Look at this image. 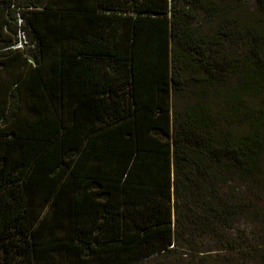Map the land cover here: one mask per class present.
I'll list each match as a JSON object with an SVG mask.
<instances>
[{
    "label": "trees",
    "instance_id": "16d2710c",
    "mask_svg": "<svg viewBox=\"0 0 264 264\" xmlns=\"http://www.w3.org/2000/svg\"><path fill=\"white\" fill-rule=\"evenodd\" d=\"M218 1L0 0V55L20 53L30 91L0 99V264H138L233 224L229 177L264 155L246 101L264 94V23ZM200 11L244 53H213Z\"/></svg>",
    "mask_w": 264,
    "mask_h": 264
},
{
    "label": "rangeland",
    "instance_id": "374dc122",
    "mask_svg": "<svg viewBox=\"0 0 264 264\" xmlns=\"http://www.w3.org/2000/svg\"><path fill=\"white\" fill-rule=\"evenodd\" d=\"M225 13H241L247 24L260 26L264 23V12L256 0L218 1ZM220 18H210L204 12L197 13L194 23L196 29L208 36L213 53L243 54V43L231 44L219 31ZM25 43L23 32L20 33ZM264 54V48H263ZM235 74L226 75V85H237ZM193 97H190V101ZM208 105L214 110L223 109L224 105L216 96L207 98ZM250 109H264V94L257 98H246ZM248 127H234L237 137L248 134ZM228 190L239 193L242 209L231 226L219 235L200 233L180 240L175 247L164 254L151 256L138 264H264V155L261 162V174L255 177L233 175L229 177ZM199 211V208H195ZM185 212L184 209L182 210Z\"/></svg>",
    "mask_w": 264,
    "mask_h": 264
},
{
    "label": "crops",
    "instance_id": "0c3cea01",
    "mask_svg": "<svg viewBox=\"0 0 264 264\" xmlns=\"http://www.w3.org/2000/svg\"><path fill=\"white\" fill-rule=\"evenodd\" d=\"M21 8L26 7H23L21 4L18 7V11ZM10 13L13 15V12ZM6 15L7 11L0 5V51H6L7 48L3 47H5L4 44L7 40L14 41V36L12 38L7 37L6 28L4 29ZM24 63L20 53L17 51H9L0 55V99H3L7 95L11 96V94H21L24 98L30 97V91L26 85V76L23 74V71L28 67Z\"/></svg>",
    "mask_w": 264,
    "mask_h": 264
},
{
    "label": "built area",
    "instance_id": "2783aa9c",
    "mask_svg": "<svg viewBox=\"0 0 264 264\" xmlns=\"http://www.w3.org/2000/svg\"><path fill=\"white\" fill-rule=\"evenodd\" d=\"M21 21H22V19H21ZM16 47H23V42H22V41H19V42L17 43Z\"/></svg>",
    "mask_w": 264,
    "mask_h": 264
}]
</instances>
